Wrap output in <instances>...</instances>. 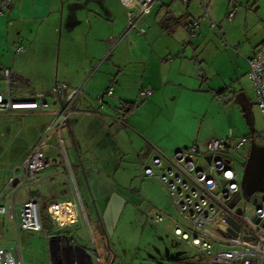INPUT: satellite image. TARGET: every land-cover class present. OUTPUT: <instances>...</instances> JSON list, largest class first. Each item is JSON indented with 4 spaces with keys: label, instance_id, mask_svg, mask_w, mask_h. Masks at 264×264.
<instances>
[{
    "label": "rangeland",
    "instance_id": "1",
    "mask_svg": "<svg viewBox=\"0 0 264 264\" xmlns=\"http://www.w3.org/2000/svg\"><path fill=\"white\" fill-rule=\"evenodd\" d=\"M254 1L232 0V5L238 7L239 14L230 30L231 24L226 19L221 25L225 45L221 44L223 39L219 31L209 27V22H217L211 17L207 18L205 31L198 37L207 42L200 55L201 62L194 69V77L200 82L205 79L203 83L207 81V86L202 93L193 96V114H177L175 122L167 123L164 120L165 114L144 106L122 112L125 119L123 127L101 123L94 118L91 130L83 132L80 128L73 127L76 115L70 116L68 122L62 126L60 134L70 169L68 168L65 179L59 175L55 178L56 188L59 190L64 187L63 191L66 193V196L56 195V199L69 196V200L77 202V220L85 222L87 234L91 235L90 243L94 245L100 259L98 264H109L111 256L114 264H205L198 261L195 248L188 247L172 235L173 227L182 222L183 218L173 205L166 187L155 178L142 177V161L135 155V151L139 147L145 152L162 149L169 153L166 156H170L173 153L168 151L174 140L172 135L184 131L199 133L197 141L203 144L210 137L225 138L232 130L236 137H252L256 145L264 146V119L247 76L246 59L259 47V39L264 34V12L256 10ZM6 9L5 6L3 13ZM103 11L104 17L112 16L114 26L118 27L121 13L116 3L113 2L109 9ZM56 12L47 21L35 24L30 32L26 31V36L19 38L10 31L9 36L13 41L9 43L7 51L12 62L10 64L14 67L21 64V68L27 69V76L33 84L32 93L36 90L50 92L57 67L59 70L64 67L61 54L65 51V44H83L88 47L91 42V36H86L93 21L91 13H85V16L91 18L90 22L84 19L75 24L67 19V8L62 20L61 9L58 8ZM20 45L25 47L23 52L16 51ZM50 52L51 59L46 60ZM29 57H36V60L39 58V61L32 64L28 61ZM106 61L100 63L95 73L98 74V69L100 72L105 70ZM199 69L202 73L198 72ZM56 79L62 81L59 75ZM223 88L228 89L223 96L212 95V90ZM50 95L55 97L51 93ZM22 112H0V180L8 169L11 174L12 169L22 162L14 160L17 153L33 137H42L46 132L45 142L48 145L43 149L47 157L56 159V164L47 166L39 174L45 175L64 168L63 156L56 145V131L47 130L52 114ZM82 119H86L85 115ZM130 124L139 132L134 133L129 128ZM82 128H85V124ZM141 135H147L152 142H143ZM253 141L229 154L242 186ZM15 162L17 163L12 165ZM22 189L19 191L18 201H23L29 191L27 188ZM114 195L120 197L114 219L117 220V225L106 242L93 220L104 219L110 200L114 198V203L117 202ZM49 202L48 199L39 202L43 226L40 232L17 233L13 229V222L0 220V246L9 248L19 242L22 264H49V242L43 235L53 227L46 209ZM246 206L250 207L248 203ZM157 212L162 213L164 219L156 225L153 218ZM169 220H173L172 223ZM63 231H69L86 242L83 229L79 225L65 227Z\"/></svg>",
    "mask_w": 264,
    "mask_h": 264
},
{
    "label": "crops",
    "instance_id": "2",
    "mask_svg": "<svg viewBox=\"0 0 264 264\" xmlns=\"http://www.w3.org/2000/svg\"><path fill=\"white\" fill-rule=\"evenodd\" d=\"M113 2L116 3L121 13V23L118 27L114 26L112 16L104 17L102 13L104 12L103 10L109 9L110 4L112 5ZM254 4L256 10L264 12V0H255ZM6 7V12L3 13L2 10L0 13V64L12 67L14 70V88L23 96L32 93L33 84L27 76V69L20 67L23 65L19 64L14 67L10 64L12 62L7 52L9 43L12 41L9 36L10 31L12 30L14 35L19 38L26 36L24 34L26 31L30 32L33 30L35 24H40L50 19L51 16L57 13L58 8L61 9V20L64 17V10L67 8V19L75 24H79L84 19L90 22L91 18L85 16V13L93 15L92 25H89L86 35L87 37L91 36V42L88 47L83 46V44H65V51L61 54L64 67L62 70H59L57 67V72L55 73V77L57 78L59 75L62 81H58L56 78L54 80V84L60 82H66L70 86L84 84L83 94L76 104V112L71 115H76L74 126L72 124L74 129L80 128L83 132L91 130V127H93L91 123H93L94 118L99 119L101 123L106 122L110 123V125H117L116 119L118 116L124 115L122 112L125 111L124 113H126L127 111L137 110L144 106L151 107L157 112L163 113V115L165 114L164 120L167 123L175 122L177 114H183V112L190 115L193 114L195 109L193 96L202 93V90L207 86V81L203 83L205 79L200 82L194 77V69L201 62L200 55L207 42L201 41L198 38L199 34L203 30L205 31L206 24H208L207 18L211 17L214 19L217 23L211 21L217 24L216 29L222 30L221 25L226 19L228 10L235 7L232 21L229 23L226 20L231 24L230 30L239 14L237 11L238 7L232 5V0H159L153 7L152 12L141 18L136 27L129 30L113 46L110 55L103 60L106 61L109 58L106 61L105 70L100 72L98 69V74L93 73L95 75L94 78L90 76L91 78L89 77L85 80L91 68L108 52L113 40L119 38L122 34L128 16L134 12L133 8H128L122 0H11ZM204 8H206L207 14H204ZM168 18L180 20L182 25L176 28H173V24L165 25V21ZM193 21H198V28L193 34H190L185 26ZM14 25L15 27H13ZM262 43H264V34L260 37L258 45L260 46ZM23 48L25 50V47ZM38 59L36 60V57H29L28 61L36 64L39 61ZM45 59H51V52ZM198 72L202 73V70L199 69ZM109 86L113 88L112 95L105 96L103 102L98 104L96 100L97 95L104 93ZM142 90H148L150 94L142 96L140 94ZM226 90L228 89L212 90L211 93L213 95L214 91H218L219 95L222 94L223 96V93L227 92ZM48 101L51 105L46 110H29L27 112L47 113L48 115L52 114L53 117L55 109L58 107V101L52 96L48 98ZM129 106H132L131 110H129ZM0 112L16 114L22 111ZM84 115L86 119L83 120L82 117ZM79 117H81V120ZM83 124H85L84 129L82 128ZM124 124L125 119L124 123L117 125V127H123ZM129 128L134 133L139 132L131 124ZM198 136L199 133L193 131H184L172 135L174 140L172 145H169L172 147H169L168 151L173 152L178 148L187 147L198 142ZM39 138H41L39 135L33 137L31 142L17 153L18 156L14 160H23ZM140 138L145 143L149 144L152 142L151 138L147 135H141ZM211 138L214 137H210L208 140ZM43 144V147L48 145L45 139ZM159 151L158 149H153L145 152L143 148L139 147L138 151H135V155L142 161L140 167L151 155L169 154L162 149ZM47 158L48 160L50 159L48 166L56 164L54 157ZM62 165L64 168L61 170L49 172L45 175L39 174V186L27 188L29 191L24 200L32 199L37 201L38 204L42 199H48L50 201L48 204L69 200V196L56 199V195L61 194L62 196H66V193L63 191L64 187L59 188V190L56 188V176L59 175L62 179L67 177L66 173H68V169L64 161ZM10 176L11 174L8 169V172H5L1 177V201L11 200L13 196L18 201L19 191L23 190L19 189L13 195L12 186L5 188ZM51 189L53 192H51ZM113 197L117 198V202L114 203V198H112L108 204L109 207L119 205L118 201L120 197L118 195H114ZM0 220L9 219L1 218ZM172 221L169 220L170 223ZM93 222L98 225L103 238H105L106 231L109 228L113 231L117 225V220H93ZM75 224L83 229L86 242L80 240V238L69 231H63L65 227L69 228ZM54 234L65 236L67 239H75L82 249L88 248L90 236L87 234L85 222L81 220L55 230ZM45 239L47 241L46 237Z\"/></svg>",
    "mask_w": 264,
    "mask_h": 264
},
{
    "label": "built area",
    "instance_id": "3",
    "mask_svg": "<svg viewBox=\"0 0 264 264\" xmlns=\"http://www.w3.org/2000/svg\"><path fill=\"white\" fill-rule=\"evenodd\" d=\"M159 0H122L134 12L128 16L124 31L119 38L113 40L108 52L91 68L85 80L97 70L98 65L106 59L111 49L126 33L135 28L144 16L152 12ZM11 0L0 2V13ZM204 14H207L204 8ZM235 14V7L228 10L226 20L230 23ZM190 34L198 28V21L187 24ZM211 28L217 24L210 23ZM220 37L223 32L220 29ZM222 45L226 44L223 39ZM19 46L17 52H23ZM247 76L252 83L256 103L262 119H264V43H262L247 58ZM14 70L10 66L0 64V111L46 110L51 103L48 98L55 95L58 107L55 109L47 130H55L59 152L63 156L66 168L70 169L64 150L63 138L60 134L62 126L76 112V104L83 94L84 84L70 86L66 82L56 83L49 91H34L30 96L19 94L14 88ZM113 93L109 86L104 93L97 95L98 104L105 96ZM148 96V90L140 92ZM213 95L218 97L219 92ZM124 123V117L118 116L117 125ZM47 132L37 140L28 154L12 169L11 176L5 188L12 186V193L22 188L39 186V172L49 164L45 156L43 142ZM252 137H236L232 130L225 138H211L203 144L195 142L187 147L178 148L170 156L155 154L147 158L141 166L142 177H151L161 182L169 192V196L183 221L172 229V235L188 247L197 250V257L205 264H264V193L255 192L247 196L239 183V174L231 164V151L243 148ZM254 142V141H253ZM4 188V189H5ZM236 194H240L235 200ZM73 217L61 220L57 216L60 202L47 205V213L52 223V229L46 230L44 236L49 242V264H98L96 249L88 239V248L82 249L75 239L55 235V230L77 221L78 205L75 200H68ZM249 204V208L246 206ZM226 217H231L239 224L236 235L227 231ZM13 222V227L19 231L40 232L43 230L40 207L37 201L0 200V219ZM164 216L157 212L153 221L157 225ZM220 225H223L220 226ZM208 228L207 230H203ZM91 236V235H90ZM51 240H53L51 243ZM20 243L12 247L0 246V264H22Z\"/></svg>",
    "mask_w": 264,
    "mask_h": 264
},
{
    "label": "water",
    "instance_id": "4",
    "mask_svg": "<svg viewBox=\"0 0 264 264\" xmlns=\"http://www.w3.org/2000/svg\"><path fill=\"white\" fill-rule=\"evenodd\" d=\"M245 170L244 193L247 196L255 192L264 193V146H258L252 142ZM239 197L240 194H236L235 200H238ZM226 222L229 225L227 231L236 235L239 224L231 217H226ZM107 232L105 235L106 242H108L112 229L109 228Z\"/></svg>",
    "mask_w": 264,
    "mask_h": 264
},
{
    "label": "bare ground",
    "instance_id": "5",
    "mask_svg": "<svg viewBox=\"0 0 264 264\" xmlns=\"http://www.w3.org/2000/svg\"><path fill=\"white\" fill-rule=\"evenodd\" d=\"M60 203L61 204L58 207L59 209L57 211V216H59L61 220H69L70 218L73 217V212L69 208L68 201L60 202Z\"/></svg>",
    "mask_w": 264,
    "mask_h": 264
},
{
    "label": "flooded vegetation",
    "instance_id": "6",
    "mask_svg": "<svg viewBox=\"0 0 264 264\" xmlns=\"http://www.w3.org/2000/svg\"><path fill=\"white\" fill-rule=\"evenodd\" d=\"M117 212H118V206H116V207L115 206L114 207H109L107 205L106 212L104 214V219H102V220H114L116 218ZM107 233L108 232L106 231V234ZM111 257H110L111 264H114L113 263V260H111ZM109 264H110V262H109Z\"/></svg>",
    "mask_w": 264,
    "mask_h": 264
},
{
    "label": "trees",
    "instance_id": "7",
    "mask_svg": "<svg viewBox=\"0 0 264 264\" xmlns=\"http://www.w3.org/2000/svg\"><path fill=\"white\" fill-rule=\"evenodd\" d=\"M168 24H173V28L175 27H178V26H180V25H182V22L180 21V20H177V19H171V18H168L166 21H165V25H168ZM169 25V26H170ZM132 106H129V110H131L132 108H131ZM198 261H200L201 262V260H199L198 259ZM201 263H203V262H201Z\"/></svg>",
    "mask_w": 264,
    "mask_h": 264
}]
</instances>
